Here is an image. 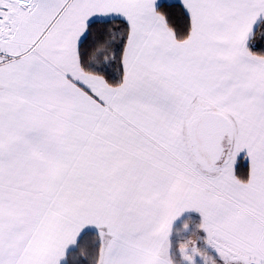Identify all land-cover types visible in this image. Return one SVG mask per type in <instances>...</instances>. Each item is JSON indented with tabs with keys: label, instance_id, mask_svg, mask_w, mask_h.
Returning a JSON list of instances; mask_svg holds the SVG:
<instances>
[{
	"label": "snow or ice",
	"instance_id": "obj_1",
	"mask_svg": "<svg viewBox=\"0 0 264 264\" xmlns=\"http://www.w3.org/2000/svg\"><path fill=\"white\" fill-rule=\"evenodd\" d=\"M0 264H264V0H0Z\"/></svg>",
	"mask_w": 264,
	"mask_h": 264
}]
</instances>
